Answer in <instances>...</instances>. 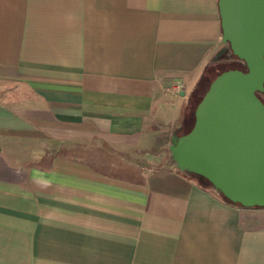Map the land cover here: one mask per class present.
I'll return each mask as SVG.
<instances>
[{"label":"crops","instance_id":"obj_1","mask_svg":"<svg viewBox=\"0 0 264 264\" xmlns=\"http://www.w3.org/2000/svg\"><path fill=\"white\" fill-rule=\"evenodd\" d=\"M225 45L217 0H0V264H264V209L154 153Z\"/></svg>","mask_w":264,"mask_h":264},{"label":"water","instance_id":"obj_2","mask_svg":"<svg viewBox=\"0 0 264 264\" xmlns=\"http://www.w3.org/2000/svg\"><path fill=\"white\" fill-rule=\"evenodd\" d=\"M223 41L245 66L217 76L190 132L170 146L182 171L223 198L264 209V0H217ZM183 95V93H181Z\"/></svg>","mask_w":264,"mask_h":264},{"label":"rangeland","instance_id":"obj_3","mask_svg":"<svg viewBox=\"0 0 264 264\" xmlns=\"http://www.w3.org/2000/svg\"><path fill=\"white\" fill-rule=\"evenodd\" d=\"M226 50V54L225 56H223L224 60H220L221 58L216 57L214 62L211 64H215L218 63L220 61H228V62H236L233 58L230 57V50L228 45H225V49L223 51ZM221 53V52H220ZM224 63V62H222ZM240 64H242L241 62H239ZM210 64V65H211ZM220 65V64H219ZM201 73L196 74L193 77V81L190 85V87H186L184 85V83L182 84V90L177 91V89L175 88V83L171 84V88H170V93H171V101L174 103H178L179 105H181L180 107H182L183 111L182 113H180L178 116H176L175 118H170L168 116H164L163 120L161 122H156L152 127L154 130H156V132H158L159 138L157 139V150L154 151L155 154H160V152H163V157L162 160L159 163L158 168L161 167H167L165 164H167L169 166L170 169L175 170L176 172L182 173L183 175H188L189 178H192L190 173L187 171H182L178 165L176 160H174V157L172 155V153L170 152V146L174 143V141H176V139H178L179 137H181V128H182V124L184 121L187 120V117L189 115V106H188V102H189V98L190 95L193 91H195V89H199V87H201L202 82H201ZM189 88V89H188ZM201 89V88H200ZM179 93H186V98L187 99V106L184 108V104H185V100L183 101L182 98L179 96ZM182 95V97H183ZM260 99L262 100V102L264 103V95H259ZM193 99V98H191ZM166 144V145H165ZM165 145L166 149L163 148V146ZM168 146V147H167ZM164 149V150H163ZM162 162V163H161ZM156 166V165H155ZM146 167V165H145ZM157 167V166H156ZM193 179V178H192ZM195 180V179H194ZM196 181V180H195ZM209 187V186H208ZM210 189H212L211 187H209ZM221 197V195H219ZM222 198V197H221Z\"/></svg>","mask_w":264,"mask_h":264},{"label":"trees","instance_id":"obj_4","mask_svg":"<svg viewBox=\"0 0 264 264\" xmlns=\"http://www.w3.org/2000/svg\"><path fill=\"white\" fill-rule=\"evenodd\" d=\"M225 54H226V50L221 51V53L219 55V57L221 58L220 60H222V59L224 60L223 56H225ZM230 57L233 58L236 62L220 61L218 63L208 65L205 68V70L203 71L202 76H201V82L203 85H201V87H199V89H197V90L195 89V91H193L190 95L189 102H188V106H189L190 111H189V115L187 117V120L184 121L182 124V128L180 131L181 136L186 135L192 129L193 124H194V110H195L196 106L198 105V103L201 101L202 97L205 95V93L208 90L211 82L220 74L227 72V71H230V70L245 71V66L243 64L239 63V60L231 53V51H230ZM222 62H224V63H222ZM260 94L263 95V93H257L256 94L259 99H260V97H259ZM191 98H193V99H191ZM260 101L262 102L261 99H260ZM191 177L193 179H195L200 184V186H202L204 188L210 187V184L208 183V181L206 179H204L203 177L196 175V174H192ZM222 199L228 204L241 207V205L232 203L231 201H229L223 197H222Z\"/></svg>","mask_w":264,"mask_h":264},{"label":"built area","instance_id":"obj_5","mask_svg":"<svg viewBox=\"0 0 264 264\" xmlns=\"http://www.w3.org/2000/svg\"><path fill=\"white\" fill-rule=\"evenodd\" d=\"M175 88L177 89V91H180V90H182V82H176L175 83ZM215 193H217V192H215ZM218 194V193H217ZM219 195V194H218Z\"/></svg>","mask_w":264,"mask_h":264},{"label":"flooded vegetation","instance_id":"obj_6","mask_svg":"<svg viewBox=\"0 0 264 264\" xmlns=\"http://www.w3.org/2000/svg\"><path fill=\"white\" fill-rule=\"evenodd\" d=\"M264 95V94H263Z\"/></svg>","mask_w":264,"mask_h":264}]
</instances>
